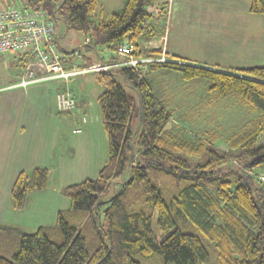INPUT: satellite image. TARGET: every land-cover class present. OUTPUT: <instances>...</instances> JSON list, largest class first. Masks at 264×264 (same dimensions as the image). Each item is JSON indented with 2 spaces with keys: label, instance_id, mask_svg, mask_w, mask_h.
Listing matches in <instances>:
<instances>
[{
  "label": "trees",
  "instance_id": "obj_1",
  "mask_svg": "<svg viewBox=\"0 0 264 264\" xmlns=\"http://www.w3.org/2000/svg\"><path fill=\"white\" fill-rule=\"evenodd\" d=\"M99 2L27 5L83 34L84 42L69 50L56 33L54 41L62 52L79 50L85 64L120 61L113 51L124 43L135 47V57H161L162 49L142 51L140 43L163 35L155 26L167 0H124L120 10L96 22ZM248 12L264 14V0H251ZM166 59L97 72L107 77L96 97L106 137L98 176L59 189L69 207L53 224L32 231L0 224V264H264V140L258 142L264 133V65L217 69L175 55ZM24 61L14 57L12 65L22 70ZM173 72L182 82L203 84L213 99L232 98L257 115L229 135L206 129L189 136L178 125L174 131L169 124L175 109L151 86L154 75ZM68 84L61 82L56 93L68 89L75 108ZM124 85L138 98L135 130ZM49 181L47 166L20 171L10 186L9 207L25 209L31 194L48 189Z\"/></svg>",
  "mask_w": 264,
  "mask_h": 264
},
{
  "label": "rangeland",
  "instance_id": "obj_2",
  "mask_svg": "<svg viewBox=\"0 0 264 264\" xmlns=\"http://www.w3.org/2000/svg\"><path fill=\"white\" fill-rule=\"evenodd\" d=\"M250 1L167 0L168 7L160 17L159 24L155 26L163 35L142 41L140 49L149 51L160 48L163 52L161 57L165 60L167 56L175 55L187 62L209 67L216 66L217 69L262 66L264 65V14L249 13ZM122 5V0H100L92 19L96 22L106 20L112 12L120 10ZM155 9L150 11L157 14L158 11L155 12ZM55 30L59 44L64 49L77 47L85 40L82 33L66 30L60 21H56ZM9 59L12 62V57L0 56L2 87L6 86L13 77V62L10 65ZM165 76L169 78L154 75L151 86L154 92L159 90L165 95L169 99L170 107L175 109L169 124L174 131H176L174 125H178L185 131V135L189 136L198 135L206 129L229 135L246 126L248 121L257 115L232 98L213 99L206 94L203 84L182 82L176 72ZM85 78L88 83L83 80ZM106 78L101 74L87 73L73 77L71 81L76 85H81L83 82L84 90H88L89 93L92 90L91 86L94 88L100 86L102 90ZM51 84L57 87L61 82L55 80ZM6 88L1 89L3 90L0 92L1 96L9 93ZM124 89L133 104L132 128L135 130L139 115L138 98L130 87L124 85ZM261 138L264 140V133L258 142ZM216 145L226 149L221 141L216 142ZM156 219L154 215L152 226L155 232ZM136 259L142 260L139 256Z\"/></svg>",
  "mask_w": 264,
  "mask_h": 264
},
{
  "label": "crops",
  "instance_id": "obj_3",
  "mask_svg": "<svg viewBox=\"0 0 264 264\" xmlns=\"http://www.w3.org/2000/svg\"><path fill=\"white\" fill-rule=\"evenodd\" d=\"M12 67L13 77L3 86L9 93L0 94V224L32 231L53 224L57 213L69 207L60 188L98 176L106 158V137L96 106L103 89L90 85L92 90L87 93L83 82L76 85L71 81L76 107L63 112L56 106L61 84L53 87L49 81L18 86L20 67ZM36 166L49 167L48 189L33 192L25 209H11V184L20 171Z\"/></svg>",
  "mask_w": 264,
  "mask_h": 264
},
{
  "label": "built area",
  "instance_id": "obj_4",
  "mask_svg": "<svg viewBox=\"0 0 264 264\" xmlns=\"http://www.w3.org/2000/svg\"><path fill=\"white\" fill-rule=\"evenodd\" d=\"M55 31V20L45 10L29 8L27 0H0V56H23L25 60L18 86L55 80L67 83L73 77L101 72L112 66L164 60L163 57H135L132 55L135 47L124 43L113 51L123 57L120 61L85 64L79 50L62 52L57 48ZM56 106L62 111L74 108L75 100L68 89L56 93Z\"/></svg>",
  "mask_w": 264,
  "mask_h": 264
}]
</instances>
